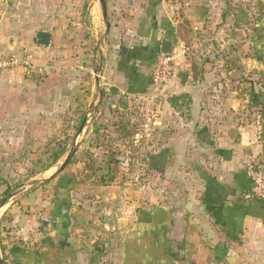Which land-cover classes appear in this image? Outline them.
<instances>
[{
	"label": "crops",
	"instance_id": "0c3cea01",
	"mask_svg": "<svg viewBox=\"0 0 264 264\" xmlns=\"http://www.w3.org/2000/svg\"><path fill=\"white\" fill-rule=\"evenodd\" d=\"M179 1L122 0L129 11L123 38L128 45L108 71L109 86L123 103L128 95H144L157 108L155 123L165 124L155 164L168 196L130 216L120 239L111 236L86 248L70 234L65 206L54 209L52 200L41 222L16 216L19 229L7 234L14 233L15 242L0 238L4 264H264V206L250 198L246 176L250 161L264 169V16L232 15L227 0H209L208 12L192 13L193 6ZM182 18L190 23L192 39L195 31L224 38L203 49L213 58L200 59L201 50L192 53L191 46L184 54L175 48ZM134 36L137 41L129 46ZM163 41L180 54L172 85L155 100L150 76ZM105 62L102 73L97 69L100 77Z\"/></svg>",
	"mask_w": 264,
	"mask_h": 264
},
{
	"label": "rangeland",
	"instance_id": "374dc122",
	"mask_svg": "<svg viewBox=\"0 0 264 264\" xmlns=\"http://www.w3.org/2000/svg\"><path fill=\"white\" fill-rule=\"evenodd\" d=\"M208 1L179 3L190 4L195 13L196 8L208 12L204 7ZM105 3L107 34L99 0H0V54L29 64L0 73V200L13 195L0 209L1 241L15 242L14 233L7 234L19 229L16 216L44 220L65 181L70 182L68 229L85 248L113 236L120 239L130 216L168 196L163 173L155 164L166 138L165 124L154 121L155 104L147 103L144 95H128L123 103L120 93L109 86V68L113 70L114 60L128 45L123 38L129 11L122 0ZM227 10L262 17L264 0H227ZM38 31L50 33L49 47L36 44ZM207 32L195 31L188 47H193L192 53L201 50L200 59L210 60L214 56L203 49L224 38L213 40ZM130 40L129 46L136 43V36ZM104 62L107 71L100 77L97 69L102 73ZM149 91L155 100L165 93ZM95 94L97 107L90 112ZM120 123L126 124V135L119 133ZM62 148L65 153L53 162L54 151ZM71 152L67 166L56 173ZM114 224L121 227L113 228Z\"/></svg>",
	"mask_w": 264,
	"mask_h": 264
},
{
	"label": "built area",
	"instance_id": "2783aa9c",
	"mask_svg": "<svg viewBox=\"0 0 264 264\" xmlns=\"http://www.w3.org/2000/svg\"><path fill=\"white\" fill-rule=\"evenodd\" d=\"M177 50L181 54L187 51V47L180 41L175 40ZM173 48L170 55L156 54L154 57L153 68L150 76V84L155 90L165 91L173 82L175 75V60L178 53ZM26 61L13 55L0 54V73L18 67H28ZM246 176L250 182V198L260 202L264 206V169L257 161H250L246 166Z\"/></svg>",
	"mask_w": 264,
	"mask_h": 264
},
{
	"label": "trees",
	"instance_id": "16d2710c",
	"mask_svg": "<svg viewBox=\"0 0 264 264\" xmlns=\"http://www.w3.org/2000/svg\"><path fill=\"white\" fill-rule=\"evenodd\" d=\"M191 35H192V28L190 26L189 21L182 18V20L176 26L177 40L182 42L188 49V46L190 45V41L192 38ZM158 53H159V51H157L153 57H155L156 54H158ZM153 61H154V58H153ZM191 71H192L193 80H197L199 77V72H198L197 67L194 65V63L191 64ZM125 125L126 124L123 125L122 123H120L118 126L119 127V133L120 134L122 133V135H124L127 131V127ZM64 153H65L64 148L55 150L53 153V162H56L57 160H59L63 156ZM69 161L67 162V164L69 163ZM67 164L65 165V167L67 166ZM69 184H70L69 181H65L62 185L60 184V187H62V188L60 189V192H57L56 194H58L57 197L59 196L61 198V200L59 198L56 200V198H55L54 209H59L60 207L66 206L69 204V201H67L69 199V189H67V186H69ZM60 193L62 194V196H60ZM3 200L4 199L0 200V203ZM68 224H69V222H68ZM0 246H1V250H3L4 247L2 246V244H0Z\"/></svg>",
	"mask_w": 264,
	"mask_h": 264
},
{
	"label": "water",
	"instance_id": "95a60500",
	"mask_svg": "<svg viewBox=\"0 0 264 264\" xmlns=\"http://www.w3.org/2000/svg\"><path fill=\"white\" fill-rule=\"evenodd\" d=\"M99 3H100V6H101V10H102V18L105 22V25H106V34L109 32V29H110V24L109 22L107 21V9H106V3H105V0H99ZM35 42L38 46H41V47H49L50 46V42H51V35L49 32L47 31H38L36 32L35 34ZM173 50V44L172 42L170 41H163L161 42V45H160V54H163V55H170L171 52ZM97 84L99 86V81H97ZM99 94L101 96V90H99ZM86 120H87V116L84 118L83 120V125L86 123ZM72 152L70 153V155L64 160V162L62 163V165L60 166V168L57 170L56 173L60 172L63 170V168L65 167V165L67 164V162L70 160V158L72 157ZM13 195L9 196L8 198L4 199L1 203H0V209L2 207H4L8 200L12 197ZM109 222V217L108 216H105V224L108 226ZM0 264H4L3 262V259L0 257Z\"/></svg>",
	"mask_w": 264,
	"mask_h": 264
}]
</instances>
